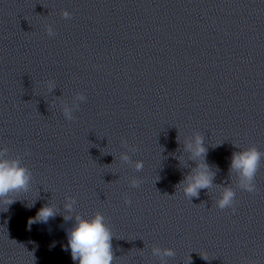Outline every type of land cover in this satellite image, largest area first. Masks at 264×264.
I'll return each instance as SVG.
<instances>
[{"label":"clouds","instance_id":"9594fccd","mask_svg":"<svg viewBox=\"0 0 264 264\" xmlns=\"http://www.w3.org/2000/svg\"><path fill=\"white\" fill-rule=\"evenodd\" d=\"M62 16L68 19L70 13L65 10L62 12ZM46 32L49 36L55 35L50 25L46 26ZM53 87V82L49 81V90ZM77 99L84 100L85 97L78 95ZM63 116L71 121L73 119L72 109L65 106ZM122 146L128 148L129 151H136L134 146L129 147L127 141H122ZM184 151L188 153V159L194 161L196 166L191 169V172L185 176L178 186H182L183 194L191 200L193 197H199L201 190L213 188L215 172L205 162L207 148L204 144V137L199 132H195L191 138L185 139ZM8 153L7 147L0 149V204L5 206V211L8 205L17 200L13 199L12 195L28 192L32 181V172L27 166L23 165L21 158L19 156L12 158ZM119 158L124 163H131L127 152H121ZM262 159H264V152L259 151L255 146L241 149L232 154L229 172L230 175L235 174L238 188L249 193L257 191L255 179ZM180 160L182 165L187 166L183 157ZM143 166V161L137 160L134 163L136 171H141ZM129 183L131 187L136 188L139 186L140 181L133 177ZM220 187L219 197L215 201L216 206L221 210L231 208L235 213V190L229 185ZM75 203L73 197H66V202L63 204L64 220L74 219L75 221L74 226L67 232V248L71 250L72 260L78 261L79 264H114L116 259L112 246L114 235L106 223L105 216L99 211L95 212L91 218L78 213L73 214ZM125 203L131 204V201L125 197ZM59 212L57 207L50 203L46 204L38 210L34 218H30L29 224L36 222L46 224L50 218H54ZM151 253L153 256L159 257L162 264H166V257L175 256V251L172 248H161L159 246H153ZM243 264H255V261L245 260Z\"/></svg>","mask_w":264,"mask_h":264}]
</instances>
